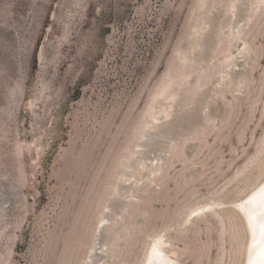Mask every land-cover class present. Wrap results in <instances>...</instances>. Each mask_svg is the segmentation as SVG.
I'll return each instance as SVG.
<instances>
[{
	"label": "rangeland",
	"instance_id": "rangeland-1",
	"mask_svg": "<svg viewBox=\"0 0 264 264\" xmlns=\"http://www.w3.org/2000/svg\"><path fill=\"white\" fill-rule=\"evenodd\" d=\"M263 180L264 0H0V264H245Z\"/></svg>",
	"mask_w": 264,
	"mask_h": 264
},
{
	"label": "snow or ice",
	"instance_id": "snow-or-ice-1",
	"mask_svg": "<svg viewBox=\"0 0 264 264\" xmlns=\"http://www.w3.org/2000/svg\"><path fill=\"white\" fill-rule=\"evenodd\" d=\"M246 204L247 207L242 210L247 212L248 222L252 226L250 252L253 255L249 259V264H264V187L252 193ZM257 238H259V243H257Z\"/></svg>",
	"mask_w": 264,
	"mask_h": 264
},
{
	"label": "bare ground",
	"instance_id": "bare-ground-1",
	"mask_svg": "<svg viewBox=\"0 0 264 264\" xmlns=\"http://www.w3.org/2000/svg\"><path fill=\"white\" fill-rule=\"evenodd\" d=\"M261 187H264V180L256 188H254L247 196H245L243 198V200L241 202H239V206H238L240 208V210L242 211L244 217H245V220H246V223H247V226L249 229V246H248L245 264H249V259L253 255L250 252V248L252 247V232H251L252 226L248 222L247 212L242 210V209H245L247 207L246 202L249 199V197L251 196V194L254 193L255 191H257ZM254 214H258V213H254ZM257 243H259V238H257ZM147 264H169V261L167 260V258L161 257V251L154 249L150 253Z\"/></svg>",
	"mask_w": 264,
	"mask_h": 264
}]
</instances>
